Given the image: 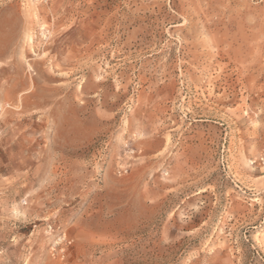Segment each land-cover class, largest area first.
<instances>
[{
	"label": "rangeland",
	"instance_id": "374dc122",
	"mask_svg": "<svg viewBox=\"0 0 264 264\" xmlns=\"http://www.w3.org/2000/svg\"><path fill=\"white\" fill-rule=\"evenodd\" d=\"M263 145L264 0H0V264H264Z\"/></svg>",
	"mask_w": 264,
	"mask_h": 264
},
{
	"label": "built area",
	"instance_id": "2783aa9c",
	"mask_svg": "<svg viewBox=\"0 0 264 264\" xmlns=\"http://www.w3.org/2000/svg\"><path fill=\"white\" fill-rule=\"evenodd\" d=\"M264 146V145H263ZM262 164H264V154L260 156V160H259ZM254 162V161H252Z\"/></svg>",
	"mask_w": 264,
	"mask_h": 264
}]
</instances>
